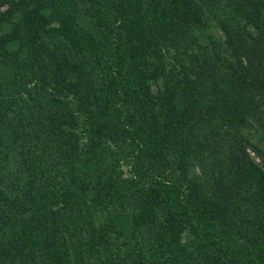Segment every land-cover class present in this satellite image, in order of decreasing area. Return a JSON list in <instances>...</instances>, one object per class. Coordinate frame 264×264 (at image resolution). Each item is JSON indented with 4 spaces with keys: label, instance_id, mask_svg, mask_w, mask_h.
I'll return each instance as SVG.
<instances>
[{
    "label": "trees",
    "instance_id": "trees-1",
    "mask_svg": "<svg viewBox=\"0 0 264 264\" xmlns=\"http://www.w3.org/2000/svg\"><path fill=\"white\" fill-rule=\"evenodd\" d=\"M0 264H264V0H0Z\"/></svg>",
    "mask_w": 264,
    "mask_h": 264
}]
</instances>
